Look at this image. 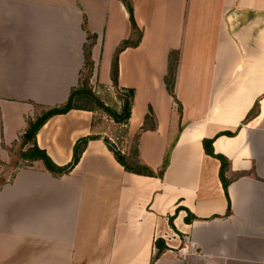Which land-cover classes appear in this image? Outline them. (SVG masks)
I'll return each mask as SVG.
<instances>
[{"label":"crops","instance_id":"obj_1","mask_svg":"<svg viewBox=\"0 0 264 264\" xmlns=\"http://www.w3.org/2000/svg\"><path fill=\"white\" fill-rule=\"evenodd\" d=\"M131 1L143 38L120 54L119 88L111 64L120 43L136 36L129 13L121 0H100L104 16L96 22L82 7L98 36L96 64L103 50L101 84L135 90L129 136L155 115L157 127L140 134L139 158L156 172L167 163L163 178L126 171L104 141L113 138L95 131L94 110L53 116L36 141L59 166L72 160L79 139L99 138L89 140L69 174L21 158L26 164L3 180L0 264H150L157 241L164 250L155 264H264V0ZM59 8L58 0H0L5 164L37 107L62 105L78 85L83 11L67 18ZM59 19L69 32H59L58 24L43 31L44 23ZM58 39L67 42L43 48V41ZM173 50L179 51L175 98L165 82ZM52 53L53 65L43 59ZM257 102V116L246 122ZM204 139H214L215 153L243 174L229 185V197L221 162L205 152ZM189 212L192 222H186Z\"/></svg>","mask_w":264,"mask_h":264},{"label":"trees","instance_id":"obj_2","mask_svg":"<svg viewBox=\"0 0 264 264\" xmlns=\"http://www.w3.org/2000/svg\"><path fill=\"white\" fill-rule=\"evenodd\" d=\"M121 2L126 7L128 13H129V19L132 24L133 29L135 30V33H138L137 40H130L126 39L123 40L120 45L116 48L113 54L112 58V64H111V79L113 81V85L116 88H119V58L121 52H123L127 47H137L142 38H143V31L139 28V25L137 24L135 15H134V8L133 3L131 0H121ZM87 17L83 18L82 22V28L85 30L87 39L91 40L90 45H85L84 50V57H85V65L88 67L89 72L87 73L86 77H80L78 81V86L71 89L70 94L68 96L67 101L59 106H54L51 108H47L42 112H39L36 114L35 119H31L28 122V128L25 132V134L21 137V143L18 147V155L23 158L24 160H41L48 171H50L52 174L61 176L64 174H69L78 164L81 154L84 152L89 140L91 139H97L99 138L96 135L88 136L79 139L75 146H74V154L72 160L65 166H59L57 165L52 158L49 156V154L43 150L40 149L37 145L36 137L39 132V130L48 122L49 119H51L53 116L59 115V114H66L72 109H88L93 110L89 107H86L84 105H80L77 102H79V99L81 98H87L90 97L102 110H104L106 113H108L116 122L118 123H127L131 117L132 112V105L135 98V90L134 89H123L121 92H123V96L120 98L123 100L124 105L122 108V111L118 112L114 110L113 108L106 105L101 99L97 97L95 93H93L91 86L89 85V78L92 74L93 67H94V61L92 58V48L95 45L97 41V36L93 33H91L88 29L87 24ZM179 61V51H171L169 55V61H168V72L165 77V82L167 86L168 92L175 98L174 94V86H175V80H176V72H177V66ZM120 90V89H119ZM259 112V102L255 104L253 109L250 111V113L247 115L246 122L249 120H252L257 116ZM157 127V122L155 115L153 111L151 112V115H147L145 119L144 125L141 127V131H139L137 135V144L136 148L134 149V152L132 155L125 156L113 148V146L110 144L108 139H104L105 143L109 147V149L114 153V156L116 160L124 167L126 171L133 172L136 174L141 175H149V176H159L163 178L164 171L167 167V163L159 170L154 171L151 167L144 164L140 160V151H139V137L142 131L148 130V129H155ZM228 136H234L236 133L234 132H225L221 133ZM213 141L214 139H204L203 140V146L205 149V152L220 160L221 166H220V179L223 184L224 190L226 192V195L229 197L228 188L229 185L235 181L237 178L242 176L243 174L240 173H233L231 170V162L229 159L223 155V154H217L214 151L213 148ZM33 143V146L28 148L26 151L23 149L26 145ZM228 173H232V175L228 176ZM231 207L229 206L228 212L230 214ZM194 220V216L189 212L188 217H186V222H192ZM171 223H173V218H171ZM157 246V253L153 257L150 264H155L157 258L161 255V253L164 250L163 244L161 241L156 242Z\"/></svg>","mask_w":264,"mask_h":264},{"label":"rangeland","instance_id":"obj_3","mask_svg":"<svg viewBox=\"0 0 264 264\" xmlns=\"http://www.w3.org/2000/svg\"><path fill=\"white\" fill-rule=\"evenodd\" d=\"M58 3L60 6L59 12H61L62 10H65L64 12L61 13V16H65V17L70 16V15H68V13L71 10L74 11V15L77 14V12H80L82 10L83 11L82 17H87V15L84 12L83 7H82L83 4H84V6L86 5L88 7V10L92 13L96 22H99V20H101V17L103 18V16H104L105 7L101 9V6H99L100 0H84V2H83V0H58ZM71 3H72V5H71ZM66 4L69 6L62 7L63 5H66ZM48 21H49V19H48ZM48 21L46 22V24L45 23L43 24V31H45V27L47 30V27L50 26L51 28H53V27L57 26V24H58V31L59 32H62V33L65 32L66 33V32H69L71 30V26L66 22L64 23V21H62L61 19H59V21H58L59 23H55V21H53V22H48ZM82 22H83V18H82ZM87 22H88V18H87ZM73 27H74V25H73ZM88 29L91 33H93L97 36L96 33L92 32L90 30L89 24H88ZM52 33H54V32H52ZM84 33H85L86 40L84 41L83 45L84 46L90 45L91 40L87 39V35H86L85 30H84ZM137 38H138V33L136 32V36H135L134 40H136ZM97 40H98V36H97ZM43 42H44L43 48L49 49L50 47L58 48L61 45V43H63V42L66 44L67 40L65 39L64 41H62V40L58 39L54 42H51L50 40H46ZM96 43H97V41H96ZM96 43H95V45H96ZM95 45L92 48V54H93V49H94ZM84 46H83V48H84ZM83 53H84V50H83ZM51 55L52 56H49L47 54V55L43 56V59L47 60L49 62V64H52V63L55 64L54 63L55 60L53 61V58H54L53 56H55V55H54V53H52ZM92 58H93V56H92ZM103 60H104V55H103V50L101 49L100 53L99 54L97 53V61L98 62L96 61L97 64L94 62L93 71H92V74L89 78L90 80L88 83L91 86L93 93H95L97 95V97L99 99H101L106 105H108L109 107H111L113 109L118 108L119 106H121L123 108L124 102L120 98L121 96H123V94H122L123 92L118 91L116 88L105 87L100 82V80H101L100 69H101V65L103 63ZM88 72H89V70H88V67H86V65H85V57H84V63H83V66L80 70L79 78L81 76L83 78L84 77L87 78ZM77 86H75V87H77ZM72 88H74V87H72ZM77 103L80 105H84L86 107H89V108L94 110L93 126L95 127V131L97 133H99V135H105L104 133H107L109 135V137L113 138V140H112V139H109L106 137V139L109 140L110 144L113 146V148H115L116 151H118L119 153H121L123 155H125L127 152H128L129 156L133 154L134 149L136 148L137 135H138L139 131L136 132L135 134H132L131 136H129V130H128V127L125 125V123L116 122L108 113H106L104 110H102L100 107H98V105L90 97L81 98V99H79V102H77ZM45 109H47V108H44L41 106L37 107V110H39V112H42ZM127 149H129V150H127ZM10 154L13 157L11 163L5 164V163L0 161V184L3 182V180H5V178L11 177L14 174L16 168H18V166H24L26 164V162L22 161L21 157L18 155V147L14 146L13 148H11ZM228 174L232 175V173H228ZM175 234H177V233H175ZM172 237H170V238L176 239L177 235L176 236L173 235Z\"/></svg>","mask_w":264,"mask_h":264}]
</instances>
